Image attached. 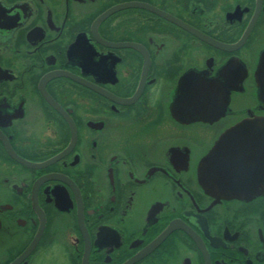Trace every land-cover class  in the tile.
Returning <instances> with one entry per match:
<instances>
[{
	"label": "flooded vegetation",
	"instance_id": "af4514ba",
	"mask_svg": "<svg viewBox=\"0 0 264 264\" xmlns=\"http://www.w3.org/2000/svg\"><path fill=\"white\" fill-rule=\"evenodd\" d=\"M261 80L264 0H0V264H264L201 180Z\"/></svg>",
	"mask_w": 264,
	"mask_h": 264
},
{
	"label": "water",
	"instance_id": "95a60500",
	"mask_svg": "<svg viewBox=\"0 0 264 264\" xmlns=\"http://www.w3.org/2000/svg\"><path fill=\"white\" fill-rule=\"evenodd\" d=\"M259 84L264 101V80ZM201 180L215 195H263L264 118L243 120L225 130L202 162Z\"/></svg>",
	"mask_w": 264,
	"mask_h": 264
},
{
	"label": "snow or ice",
	"instance_id": "6c2138e0",
	"mask_svg": "<svg viewBox=\"0 0 264 264\" xmlns=\"http://www.w3.org/2000/svg\"><path fill=\"white\" fill-rule=\"evenodd\" d=\"M193 103H195L196 101H195V99H193V101H192Z\"/></svg>",
	"mask_w": 264,
	"mask_h": 264
}]
</instances>
